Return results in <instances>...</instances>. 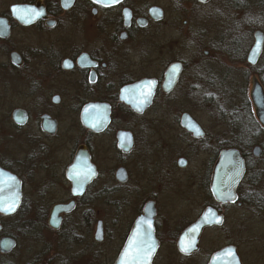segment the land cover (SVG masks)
Wrapping results in <instances>:
<instances>
[{"label": "flooded vegetation", "instance_id": "obj_1", "mask_svg": "<svg viewBox=\"0 0 264 264\" xmlns=\"http://www.w3.org/2000/svg\"><path fill=\"white\" fill-rule=\"evenodd\" d=\"M152 81L146 106L137 110L126 102V89ZM254 84L264 94V0H0V170L20 182L17 214L26 209L29 224L57 236L82 209L86 225L97 221L94 245L101 246L106 222L94 208L99 200L115 208L109 200L122 192L116 215L138 207L111 241L116 261L147 208L155 213L159 244L152 264L162 251L197 256L204 235L227 228V210L258 198L264 111L253 103ZM98 111L108 120L101 132L83 121ZM226 151L238 152L245 168L234 203L213 194ZM80 157L95 177L76 196L69 170ZM59 207L72 209L57 216L54 229ZM207 211L223 223L205 227L197 252L186 256L179 240ZM11 217L0 215V240H15L4 234ZM237 233L234 223L229 234ZM229 246L244 264L234 242L207 264Z\"/></svg>", "mask_w": 264, "mask_h": 264}, {"label": "rangeland", "instance_id": "obj_2", "mask_svg": "<svg viewBox=\"0 0 264 264\" xmlns=\"http://www.w3.org/2000/svg\"><path fill=\"white\" fill-rule=\"evenodd\" d=\"M162 2V0H158ZM185 2V0H180ZM228 98L222 102H227ZM210 104H215L213 103ZM114 168L116 162L114 161ZM259 193L256 204L245 209H229L226 211L228 225L226 229L215 230L204 235L201 252L197 256L183 259L177 256L168 257L164 251L157 257L155 264H207L208 259L217 249L229 242H234L244 264H264V176L259 181ZM118 191H121L118 189ZM122 192L115 194L111 203L117 208L122 202ZM121 207V206H119ZM138 206L122 208L119 215L114 207L98 201L94 210L99 217L105 218L107 241L101 246L94 245L96 222L93 226L86 225L84 210L75 211L61 228L60 235H54L40 229V225L32 226L27 221V210L20 211L16 216L5 219V233L14 237L16 247L9 254L0 253V264H114L118 253L109 251L114 236L126 228ZM128 209V210H127ZM238 223L239 233L232 236L230 230ZM65 235H67L65 237ZM57 238L60 241H57ZM51 260V262H50Z\"/></svg>", "mask_w": 264, "mask_h": 264}, {"label": "water", "instance_id": "obj_3", "mask_svg": "<svg viewBox=\"0 0 264 264\" xmlns=\"http://www.w3.org/2000/svg\"><path fill=\"white\" fill-rule=\"evenodd\" d=\"M99 3L111 5L116 4L120 0H96ZM205 1V0H200ZM20 13L27 14V8H17ZM262 47L261 38H257L256 45L254 48V52H260ZM149 82H141L134 87L128 88L125 90L127 96L124 97L126 102L130 104L134 109H141L146 106L148 101L152 96V87L142 88V85H148ZM147 94L151 93L150 96L147 97L145 101L144 96L141 93ZM252 100L258 111H264V94L258 84H254V90L252 93ZM264 118V117H263ZM261 119V118H260ZM188 119H184L187 121ZM84 125L94 131L101 132L104 129L105 123L108 122L106 117L102 112L98 111V115L96 117L95 113L88 112L86 116H84ZM262 121V120H261ZM263 122V121H262ZM255 155L260 153L259 148L255 149ZM244 163L243 160L239 157L238 152L236 151H226L220 161L219 167L217 168L214 183H213V194L215 197L225 203H234L236 200L235 190L237 185L239 184L241 178L244 175ZM95 177L94 168L88 164L87 158H78L76 163L69 170V178L74 184V194L76 196H80L83 194L86 185ZM117 178L119 181L124 182V174L123 171L120 170L117 173ZM79 181V182H78ZM225 193H230V195H225ZM0 202L4 204L5 207L15 202V207L12 211H2L0 210V215L3 217H11L17 214L20 203H21V188L20 182L13 176L9 175L6 172L0 170ZM72 207H59L53 210L51 227L57 229L59 227V220H57V216L61 213H67L71 211ZM154 216L155 213L151 208H147L145 210V215L138 218L132 228V231L125 243V246L119 255L115 264H121L122 256L125 251L129 247L130 242L133 241V238L138 236L139 233H142L147 225H142V221L148 220L151 222V238L155 241V250L150 257V264L153 263V260L156 256L159 244L155 238V230H154ZM219 221V222H218ZM223 223L222 217H216V215L212 211H207L201 219L198 220L192 227L187 229L181 236L179 240V250L186 256L192 255L198 250L199 237L201 232L205 227L211 225L220 226ZM192 229H196L195 233L192 232ZM2 231V226L0 223V232ZM194 240V244L192 245L190 251L185 252L182 250L183 247H189V241ZM96 240H102V230L101 226H99ZM16 247V242L12 238L4 237L0 240V252L2 254H9ZM233 250L235 252V259H232L230 255H225V253L229 250ZM209 264H242L240 257L237 253V249L233 246L226 247L225 249L214 254L209 262Z\"/></svg>", "mask_w": 264, "mask_h": 264}, {"label": "snow or ice", "instance_id": "obj_4", "mask_svg": "<svg viewBox=\"0 0 264 264\" xmlns=\"http://www.w3.org/2000/svg\"><path fill=\"white\" fill-rule=\"evenodd\" d=\"M19 11V10H17ZM175 71V69L173 70ZM154 81L149 82L148 85H142L141 87L151 88L154 85ZM144 96L145 101L147 97L151 95L150 92L147 94L141 93ZM79 182V181H78ZM225 195H230V193H225ZM15 207V202L8 205L7 207L4 206L2 202H0V210L2 211H12ZM219 222V221H218ZM142 225H147L142 233H139L138 236L133 238V241L130 242L129 247L125 249L121 264H150V257L155 250V241L151 238V222L148 220L142 221ZM196 229H192V232L195 233ZM194 244V240L189 241V247L185 248L182 245V250L185 252L190 251L192 245ZM225 255H230L232 259H235V252L229 249Z\"/></svg>", "mask_w": 264, "mask_h": 264}, {"label": "trees", "instance_id": "obj_5", "mask_svg": "<svg viewBox=\"0 0 264 264\" xmlns=\"http://www.w3.org/2000/svg\"><path fill=\"white\" fill-rule=\"evenodd\" d=\"M4 234H6V233H5V227H4ZM7 235H8V234H7ZM9 236H11V235H9ZM11 237H13V236H11ZM13 238H14V237H13Z\"/></svg>", "mask_w": 264, "mask_h": 264}]
</instances>
